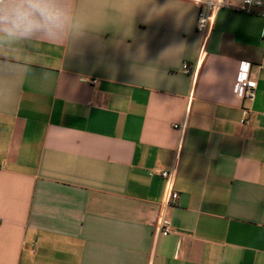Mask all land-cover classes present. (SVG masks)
I'll return each instance as SVG.
<instances>
[{
  "label": "crops",
  "instance_id": "1",
  "mask_svg": "<svg viewBox=\"0 0 264 264\" xmlns=\"http://www.w3.org/2000/svg\"><path fill=\"white\" fill-rule=\"evenodd\" d=\"M72 3L84 34L26 45L0 106V264H264V9L200 57L194 0Z\"/></svg>",
  "mask_w": 264,
  "mask_h": 264
},
{
  "label": "clouds",
  "instance_id": "2",
  "mask_svg": "<svg viewBox=\"0 0 264 264\" xmlns=\"http://www.w3.org/2000/svg\"><path fill=\"white\" fill-rule=\"evenodd\" d=\"M83 34L72 0H0V106L15 97L10 77L27 71L22 57L26 45L37 40L61 43Z\"/></svg>",
  "mask_w": 264,
  "mask_h": 264
},
{
  "label": "built area",
  "instance_id": "3",
  "mask_svg": "<svg viewBox=\"0 0 264 264\" xmlns=\"http://www.w3.org/2000/svg\"><path fill=\"white\" fill-rule=\"evenodd\" d=\"M199 6V15L197 20V30L202 35V44L200 49V57L206 53L207 45L210 38V33L215 21L216 13L220 8L233 9L235 11H242L248 14H254L256 10L264 9V0H243L241 3L233 4L226 0H194ZM261 68H264V54L261 62ZM186 74L192 73L189 68L185 69ZM93 84H97L98 80L94 79ZM257 82L250 74V67L247 64H243L239 72L236 94L249 102H253L256 98ZM249 113L250 111L247 110ZM251 123L250 116L245 118L244 124L249 125ZM160 175L165 180V192L162 200V210L158 218V229L161 233L169 234L172 232L170 223L163 216L164 207L170 206L175 203L179 194L175 191V171H161Z\"/></svg>",
  "mask_w": 264,
  "mask_h": 264
}]
</instances>
